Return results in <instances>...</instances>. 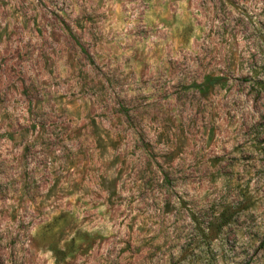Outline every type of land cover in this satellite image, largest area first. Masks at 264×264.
Masks as SVG:
<instances>
[{
    "label": "rangeland",
    "instance_id": "374dc122",
    "mask_svg": "<svg viewBox=\"0 0 264 264\" xmlns=\"http://www.w3.org/2000/svg\"><path fill=\"white\" fill-rule=\"evenodd\" d=\"M0 264H264V0H0Z\"/></svg>",
    "mask_w": 264,
    "mask_h": 264
},
{
    "label": "trees",
    "instance_id": "16d2710c",
    "mask_svg": "<svg viewBox=\"0 0 264 264\" xmlns=\"http://www.w3.org/2000/svg\"><path fill=\"white\" fill-rule=\"evenodd\" d=\"M220 79H221V76H212V75L207 76V80L211 81L212 83H215L216 81H218ZM200 88H201V85H200ZM223 217H224V215H223ZM227 222H228V218L224 221V223H227Z\"/></svg>",
    "mask_w": 264,
    "mask_h": 264
}]
</instances>
